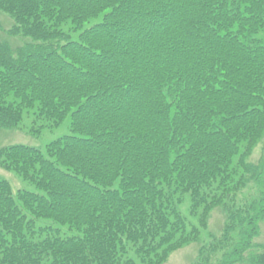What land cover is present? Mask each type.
<instances>
[{"label":"trees","instance_id":"16d2710c","mask_svg":"<svg viewBox=\"0 0 264 264\" xmlns=\"http://www.w3.org/2000/svg\"><path fill=\"white\" fill-rule=\"evenodd\" d=\"M0 13V129L26 115L30 132L71 131L44 150L0 146V167L36 189L0 177V264H164L216 208L220 246L192 264L225 248L219 264H264V156L246 162L264 138V0H0ZM251 180L260 197L237 207Z\"/></svg>","mask_w":264,"mask_h":264},{"label":"rangeland","instance_id":"374dc122","mask_svg":"<svg viewBox=\"0 0 264 264\" xmlns=\"http://www.w3.org/2000/svg\"><path fill=\"white\" fill-rule=\"evenodd\" d=\"M11 24V19L7 15L0 13L1 29L10 28ZM86 26H88V24ZM69 28L70 27H66V30H69ZM1 29L0 38H3L6 36V33H4V31ZM69 32L72 31L69 30ZM70 34L71 38L77 39L76 34ZM69 124L70 120L66 119L60 126L52 129H45L40 134H38L36 132H30L34 127V124L32 122V118H28L25 115L24 120L19 128L13 130L0 129V146L10 144H23L44 150L46 145L52 140L67 134H71ZM263 156L264 138L254 147L250 156L246 158V162L257 164L261 161ZM0 177L10 182L15 193L19 189H28L31 191L36 190L32 185L23 182L14 172L7 171L1 167ZM260 194V189L258 188L256 183L252 180L249 181L236 196L237 207H246V205H248L249 203L257 200L260 197ZM184 200L186 199H183L182 202ZM177 207L189 224L200 228L198 217L194 216L191 213L188 201L180 203ZM221 210V208H216L209 216L208 225L206 226V228H200L201 232L198 242L191 243L173 252L164 264H192L195 260H198L199 254L201 253L199 251L200 247L209 250L211 246L219 245V241H221V237L223 235L222 227H224L226 221L225 214ZM39 222L43 223L45 221L40 220ZM254 244L257 245L254 248V251H260L262 249V246L264 245V221L260 223V233L254 240ZM224 251H226V248L223 250L219 249L217 252L211 255V262H213L214 264H219V259L221 258Z\"/></svg>","mask_w":264,"mask_h":264}]
</instances>
